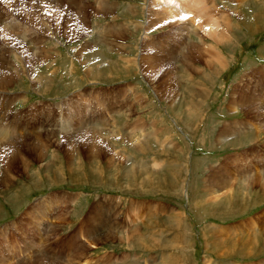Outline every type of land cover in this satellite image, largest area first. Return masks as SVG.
I'll use <instances>...</instances> for the list:
<instances>
[{
	"label": "rangeland",
	"instance_id": "374dc122",
	"mask_svg": "<svg viewBox=\"0 0 264 264\" xmlns=\"http://www.w3.org/2000/svg\"><path fill=\"white\" fill-rule=\"evenodd\" d=\"M0 264H264V0H0Z\"/></svg>",
	"mask_w": 264,
	"mask_h": 264
},
{
	"label": "bare ground",
	"instance_id": "6f19581e",
	"mask_svg": "<svg viewBox=\"0 0 264 264\" xmlns=\"http://www.w3.org/2000/svg\"><path fill=\"white\" fill-rule=\"evenodd\" d=\"M196 5V4H195ZM234 133V132H233ZM4 136V135H3Z\"/></svg>",
	"mask_w": 264,
	"mask_h": 264
}]
</instances>
